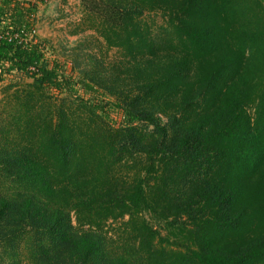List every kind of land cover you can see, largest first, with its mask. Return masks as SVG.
<instances>
[{
	"label": "trees",
	"instance_id": "obj_1",
	"mask_svg": "<svg viewBox=\"0 0 264 264\" xmlns=\"http://www.w3.org/2000/svg\"><path fill=\"white\" fill-rule=\"evenodd\" d=\"M78 1L105 52L80 84L123 121L52 98L70 79L0 39L2 74L30 78L0 101V261L264 264V0Z\"/></svg>",
	"mask_w": 264,
	"mask_h": 264
},
{
	"label": "rangeland",
	"instance_id": "obj_2",
	"mask_svg": "<svg viewBox=\"0 0 264 264\" xmlns=\"http://www.w3.org/2000/svg\"><path fill=\"white\" fill-rule=\"evenodd\" d=\"M29 1L27 6L18 4L24 10L28 8L26 11L31 10L27 12L29 13L27 22L29 30L34 31V35L28 39L31 40L32 44L38 45L44 59L51 64L58 75L70 79L71 83V91L54 92L51 97L54 99H56L55 97L58 99L69 97V101H79L80 99L94 104L99 107V113L112 127L120 125L123 121L122 114L114 106L112 99L95 88L94 91H90L80 84L81 75L78 69L84 63L77 56L80 54L98 55L100 51L105 53L102 50L104 45H102V49L100 46V43L102 44L101 39L83 23L84 16L80 2L78 0ZM29 5L32 6L29 8ZM12 6L14 5L10 3L7 8L4 2L0 0V34L4 27L9 26L8 12ZM143 20L152 28L157 27L162 22L159 15L153 14L145 15ZM106 54L107 62L113 61L118 56L115 51H109ZM75 60L79 63V67L78 64H75ZM4 68L6 69V66ZM2 72L4 69L0 71V101L4 95L11 94L15 88L30 83V78L25 77L21 80V74L15 72L2 74ZM154 225L156 228H161V226ZM6 261L2 260L0 264H8ZM25 261H22V264H28Z\"/></svg>",
	"mask_w": 264,
	"mask_h": 264
},
{
	"label": "built area",
	"instance_id": "obj_3",
	"mask_svg": "<svg viewBox=\"0 0 264 264\" xmlns=\"http://www.w3.org/2000/svg\"><path fill=\"white\" fill-rule=\"evenodd\" d=\"M4 1H8L12 5L21 4L25 6H27L28 2H30L29 0H2V2ZM13 31L14 30L12 26H8L6 32H2L0 34V39L8 43L11 41H16L18 44L32 43L31 40H29L28 38H31L32 37L31 35H34V31L29 30V28L27 30H25L24 28L19 29L18 32H13Z\"/></svg>",
	"mask_w": 264,
	"mask_h": 264
}]
</instances>
